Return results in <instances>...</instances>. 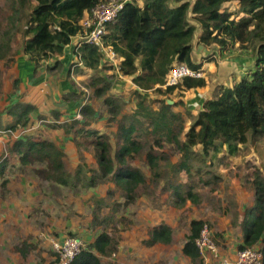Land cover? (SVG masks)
<instances>
[{
  "label": "trees",
  "instance_id": "obj_1",
  "mask_svg": "<svg viewBox=\"0 0 264 264\" xmlns=\"http://www.w3.org/2000/svg\"><path fill=\"white\" fill-rule=\"evenodd\" d=\"M104 1L18 0L20 12L32 9L22 52L33 63L35 75L43 63L65 54V49L72 44L73 39L82 33L83 19ZM235 1L239 3L240 15L226 8L227 4ZM197 32V45L205 48L218 46L228 49L238 45L242 52L251 51L254 69L232 87L222 84L216 86L213 98L204 102L197 115L189 111L193 120L184 135L185 140H182L186 118L182 113L173 111L177 104L169 105L161 100L159 107L154 109L153 104L146 103L142 91L156 90L159 94L169 95L176 90L207 87L205 78L190 77L184 78L178 85L165 87L169 73L177 65H187L192 70L204 73V65L216 61L217 56H220L216 53L203 61L197 59L196 62L193 59V43ZM103 46L113 49L118 58L119 74L134 83L137 89L134 92L137 98L136 111L125 114L120 107V100L110 95V83L95 76L91 84L95 88V95L104 99L110 115L117 123V149L113 153L114 147L108 136L89 129V125L77 130L79 139L76 146H84L88 152L93 151L100 169V179L111 177L131 201L134 200V192L147 181V176L129 163V160L145 151L143 139L147 142L153 140L146 151V160L156 175L161 171L163 154L156 155L154 149H162L166 143L175 145L179 158L176 162L166 164L173 173L165 189L169 193L170 204L182 208L189 202L198 203L200 186L211 183L207 177L211 167L216 164L230 167L232 158L241 154L243 146L264 137V0H142V5L138 4V0H130L117 20L108 27ZM5 50L0 48V52ZM7 50L10 51L9 46ZM75 55L83 67L93 71L100 68L104 57L100 46L86 42L80 43ZM2 58L3 53L0 54ZM18 81L15 80L16 88ZM98 83L102 84L101 88H97ZM35 110L33 104L21 101L7 107L6 113L13 117V122L4 126L0 119V132H5L0 133V136H13L21 128H27ZM79 112L85 117L94 113L89 105L83 106ZM78 123L79 120H75L71 126L61 124L58 127L70 133ZM197 146L201 147L202 152L197 150ZM7 149L8 155H18L23 165L37 162L46 165L42 171L46 179L62 186H69L70 179H79L84 172L79 167L74 178H71L65 170L66 153L48 140L35 141L30 137H22L9 144ZM8 162V157L0 158V176L4 174ZM183 174L188 177V181L181 180ZM215 178L220 179L216 174L212 179ZM89 181L85 186L94 188L96 179L91 177ZM250 184L255 191V201L245 211L241 222L242 243L237 249H259L263 253L264 264V177L257 172ZM204 225L202 220L191 222L190 235L182 249L191 264H204L196 244ZM172 231L166 224L155 226L150 230L144 245H169L173 241ZM115 248L110 234L101 233L93 243L87 244L73 264H102L101 257L111 255Z\"/></svg>",
  "mask_w": 264,
  "mask_h": 264
},
{
  "label": "rangeland",
  "instance_id": "obj_2",
  "mask_svg": "<svg viewBox=\"0 0 264 264\" xmlns=\"http://www.w3.org/2000/svg\"><path fill=\"white\" fill-rule=\"evenodd\" d=\"M226 8L240 15L237 1L227 4ZM30 12H32L31 8L27 9L25 13L20 12L18 0H0V48H6L5 51L0 52L4 55V58L0 59V100L3 101L0 102V109L3 103L6 104L5 109L2 111L3 107L0 110L1 119H6L1 115L6 113V108L10 106V104L7 105L8 101L16 97L15 93L20 87V84H17V88L15 86L17 79L14 72L16 69L15 59L17 56L23 55L22 48L27 38L25 32ZM79 42V39L77 41L74 38V48ZM7 46L10 47V51L7 50ZM245 52L252 54L251 51H240L238 45L228 49L212 46L208 53L199 52L197 58H202L203 61L211 54L218 53L220 56L216 61L220 60L219 63L224 64ZM68 53L67 57L60 56L43 63L41 68L45 69L48 78H54L56 83H53V86H56L55 89L59 93L62 81L70 85L72 93L63 94L62 99L66 98L63 102L79 103L78 107L75 103L77 109L75 117L65 113V117L56 118L54 111H48L46 114L38 116L33 122L39 129H34L33 124L25 129L21 128L13 136H8L12 138L8 144L22 137H30L35 141H50L51 139L54 144L64 146L66 153L64 164L67 166L68 173L74 177L79 167H82L84 172L81 173L79 179H70L69 186H62L47 180L42 172L46 165L40 162L34 163L33 167L14 173V175H22L26 180L25 183L29 182L38 188L34 189L36 199L32 201L34 203L33 210L29 209V213L21 214L15 211L12 218H7L4 221V226L0 225L2 237L6 236L11 240V243L4 245L8 247V251L3 249V252L0 249V262L8 258L7 260L18 261L20 264H51L55 259L53 242H61L73 235L84 240L87 244H91L97 236L107 232L114 239L116 248L111 255L101 257L102 264H191L182 249L190 235L191 222L202 220L210 226L218 246V257L214 258L215 256L207 254L204 264H221L226 260L229 263H234L236 258L233 260V254L238 251L236 239L239 233L233 231L232 226L237 225L240 218H244L245 211L255 201V191L252 190L250 184L254 175L260 172V175L264 177V137L241 148V154L231 160L229 166L232 169L230 172L225 171L223 166H218L214 159L217 166L211 167V173L207 176L211 183L200 186L198 203L189 202L182 208L172 207L169 193L165 189L168 178L173 173L166 164L176 162L179 158L175 145L166 143L162 149H154L156 155L163 154L161 171L158 173L155 170L156 175L146 160V151L153 140L147 142L143 139L146 145L145 151L129 160V163L140 169L147 176V181L134 192L132 195L134 200L131 201L127 198V193L118 187L111 177L100 179V169L93 151L88 152L84 146H79L76 149L75 144L79 139L77 130L89 125V129H95L101 135L108 136L114 147L113 153L117 149L115 138L117 123L110 115L109 107L105 105L104 99L95 95V88L91 85L95 76L110 83V95L120 100L122 103L120 107L125 114L136 111L137 98L134 97V92L137 89L130 78L121 80L118 77L116 71L118 62L110 61V58L104 56L101 59L100 68L93 71L80 66L74 51L73 54ZM28 63L29 67L27 66L22 74L23 77L33 79L35 76L34 67L31 62ZM208 64L207 67L205 66L206 74H203L202 77L212 86L211 76L213 71L219 72L220 66L215 61ZM253 69L254 64L246 69L245 76ZM65 73L67 75H64ZM101 85L98 83L97 88H101ZM180 91L177 95L159 94L156 90L142 91V93L147 99L146 103L153 104L154 109H157L161 100L174 102V98L181 95ZM72 94L74 95L68 98ZM23 96L25 97V95ZM194 103L197 108L199 104ZM174 104H177L173 109L174 112L184 113L186 111L185 131L181 136V139L185 140L184 135L190 129L193 119L189 116L190 110L185 107V102L175 101ZM85 105H89L94 111L92 116L85 117L80 114V109ZM75 120H79V123L70 131L73 135L58 127L61 124L71 126ZM7 122L4 121L5 124H2L4 126L10 124ZM24 130H28V132L21 134ZM177 132L178 130H176ZM200 149L201 147L197 146V150L202 152ZM2 156L8 157L7 150ZM10 161L19 162L20 158L13 154L10 155ZM75 164H78L77 167ZM215 174L220 179L213 180ZM91 177H94L97 182L94 188L89 189L85 185L90 182L89 178ZM181 180L188 181V177L183 174ZM2 182L1 179L0 184ZM6 187L1 189L2 193L5 192ZM160 224H166L172 228V243L169 245L158 244L154 247L145 246L144 241L149 238L150 230ZM226 233L231 234V237L225 239ZM233 240L236 242L235 246ZM24 250L28 251L27 257L23 255ZM220 254H225L227 257L221 259Z\"/></svg>",
  "mask_w": 264,
  "mask_h": 264
},
{
  "label": "crops",
  "instance_id": "obj_3",
  "mask_svg": "<svg viewBox=\"0 0 264 264\" xmlns=\"http://www.w3.org/2000/svg\"><path fill=\"white\" fill-rule=\"evenodd\" d=\"M138 4L142 5V0H138ZM75 39H77V41H78V39H79V41H81L80 36H76ZM197 40H198V35L196 33L195 41L193 43V45H194V54L193 55H195V57H193V59L196 62H197V59H198V61H200L202 59V58H197V56L200 54L199 52L202 51L203 53L204 52L208 53L212 49V48H205L203 46L197 45L198 44ZM68 49H69V51H68ZM201 49H203V50H201ZM73 51L75 52V48H74L73 42H72V44L65 49V54L63 56L67 57L69 55L68 52L73 54ZM73 56H75V55H73ZM251 57H252V54L250 55V54L245 52L242 55H238L237 58L231 60L230 62H227V63L224 62V64L223 63L220 64L219 63L220 60L215 61L220 66V69H219V72H217V73L213 71V74L211 76L212 77L211 78L212 79V81H211L212 86L209 85L210 82L208 81L207 87H205V88H197V89H192V90H187V91L176 90L173 94L177 95L178 91H180L181 95L177 98H174V102L175 101L185 102V107H188L193 115H197V112L202 110L203 103L205 101L213 98L216 86L222 84V85H225L228 87H232L235 83L239 82L243 77H245V73L247 72L246 69H248L249 66H252L254 64V59H252ZM28 62H31L29 60L28 56L19 55L16 58V63H15L16 69L14 70V72L17 75V79L19 80L18 85L20 84V87H19V90L16 91V93L14 92L16 97L13 100L11 98L10 101H8L9 103H7V105L10 104V106H12V105L18 103L19 101H21L23 103L33 104L36 107V110L31 115L30 124H33L34 129H39V128L36 125H34L33 122L36 121L38 116H40L41 114H46L48 111H54V114L58 115V117H60V116L65 117L64 116L65 113H69V116L75 117L76 112H77L75 103L77 104V107L79 106V103L71 102V101L63 102V100H65L66 98L62 99V97L64 96L63 94L72 93L70 85L67 84V82L62 81V84H60V93H59L55 89L56 86H53V83H56L54 78L53 77L48 78L45 74L47 72H45V69H42V68H40L38 70L37 74L34 76L33 79H31V77H23L24 75L22 74V72L24 69H26L27 66L29 67ZM31 64L34 67L32 62H31ZM208 65H211V64H208ZM208 65L205 64L203 67L204 74H206L205 73V69H206L205 66L207 67ZM225 67H226V69H225ZM116 71H117V68H116ZM117 74H118V71H117ZM64 75H67V73H65ZM118 77L121 80L126 79L125 77H122V76L120 77V74H118ZM25 82H28V83L25 84ZM23 95H25V97ZM1 97H2V95H1ZM7 98H9V97H7ZM1 101H2V99L0 100V102ZM194 102H197V104H199V106L197 108H195L196 103H194ZM5 105L6 104L3 103L1 109ZM5 107L2 109V111L5 109ZM185 112L184 113L178 112V113H182L183 115H185ZM1 116L6 118V119H3V118L1 119V117H0L1 123H3V124H5L4 121H8L7 124L13 122L12 116H10L6 113H2ZM58 117H56V118H58ZM70 134L73 135L71 132H70ZM10 140L12 141V138H10L8 136H3V137L0 136V158L3 157L2 155L4 154V152L6 150H8L7 146L9 145L8 143L11 142ZM50 141H52V140L50 139ZM55 144L58 147L62 148L65 152L64 146L58 145L57 143H55ZM76 149H77V146H76ZM77 152H78V150H77ZM79 156H80V154H79ZM8 158H9V162H8V164H6V167L4 169L5 170L4 174L2 176H0V181H1V179L3 181L0 184V225L2 224V226H4V221L7 218H12L15 211H18V213L21 214V213H29V209L33 210V208H34L33 204L34 203L32 201H35V199H36V194H35L34 189L38 188V187L30 184L29 182L25 183L26 180L23 178L22 175H20V174L14 175V173L19 172L20 170H25L26 168L33 167L32 166L33 164L32 165H23V164H21L20 161L19 162H12V161H10V155H8ZM77 165L78 164H75V167H77ZM231 169H232L231 167H228V168H225V171L230 172ZM65 170L68 173L67 166H65ZM71 178H74V177H71ZM16 183H18V184H16ZM1 186H3V187L7 186L5 192H3V193L1 192V189L3 188ZM242 220L243 219L240 218L238 221V224L237 225L234 224L232 226L233 231H237L239 233V236L236 239L237 247L239 244L242 243V231H241ZM0 236H1L0 237V243H1L0 249H1V251H3V249H4V251H8V247H6L4 245L11 243V240L9 238H6V236L2 237L1 233H0ZM224 237H225V239H227V238L231 237V234L226 233L224 235ZM229 241H230V239H229ZM234 241L235 240H233L232 242H234ZM234 243H235L234 244V246H235L236 242H234ZM237 252L238 251H236L233 254V260L236 258ZM1 255H2V253H1ZM23 255L25 257H27L28 251L24 250ZM55 257H56V253H55ZM220 257H221V259H223V258H226L227 256L225 254H220ZM7 259L8 258L1 260L0 264H20V262H18V261L11 262ZM54 261H55V259H54ZM226 261H228V260H226ZM233 262H235V261H233ZM51 264H53V263H51Z\"/></svg>",
  "mask_w": 264,
  "mask_h": 264
},
{
  "label": "built area",
  "instance_id": "obj_4",
  "mask_svg": "<svg viewBox=\"0 0 264 264\" xmlns=\"http://www.w3.org/2000/svg\"><path fill=\"white\" fill-rule=\"evenodd\" d=\"M128 1L130 0H106L99 3L81 22L83 31L78 35L80 36L81 41L75 46V51L81 42H86L90 45L100 46L104 56L110 58V61L118 62L117 55L113 49L111 47L106 48L103 46V37L107 34L108 27L117 20L118 15L124 9V6ZM79 62L80 60L78 63ZM80 66L83 67L82 62H80ZM203 74V72L192 70L187 65H177L169 73L165 87L178 85L186 77L196 79L204 78L202 77ZM25 132H28V130L22 131L21 134H24ZM0 133L5 134L4 131H1ZM196 244L201 253L203 262L206 260L207 254L215 256L214 258L218 257V246L208 224L204 225ZM86 246L87 243L77 237H67L61 242H53V249L56 253L53 264H73L74 260L81 254ZM262 260L263 253L259 249L252 247L245 250H239L234 263L223 261L221 264H263Z\"/></svg>",
  "mask_w": 264,
  "mask_h": 264
},
{
  "label": "water",
  "instance_id": "obj_5",
  "mask_svg": "<svg viewBox=\"0 0 264 264\" xmlns=\"http://www.w3.org/2000/svg\"><path fill=\"white\" fill-rule=\"evenodd\" d=\"M167 104H169V105H174V102H172V101H167Z\"/></svg>",
  "mask_w": 264,
  "mask_h": 264
},
{
  "label": "clouds",
  "instance_id": "obj_6",
  "mask_svg": "<svg viewBox=\"0 0 264 264\" xmlns=\"http://www.w3.org/2000/svg\"><path fill=\"white\" fill-rule=\"evenodd\" d=\"M239 251V250H238Z\"/></svg>",
  "mask_w": 264,
  "mask_h": 264
}]
</instances>
